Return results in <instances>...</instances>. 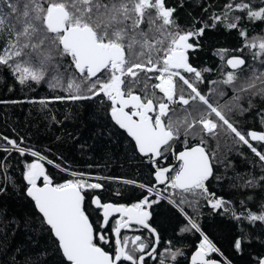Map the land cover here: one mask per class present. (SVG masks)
Returning <instances> with one entry per match:
<instances>
[{
    "label": "trees",
    "instance_id": "trees-1",
    "mask_svg": "<svg viewBox=\"0 0 264 264\" xmlns=\"http://www.w3.org/2000/svg\"><path fill=\"white\" fill-rule=\"evenodd\" d=\"M229 3L233 5L231 9L226 8ZM240 4L259 11L264 7V0H165L166 7L175 10L172 17L175 23L168 30L197 33L203 29L202 34L190 37L193 47L188 56L190 65L201 75L197 78L194 73H186L185 79L249 138L247 133L251 130L264 132V95L258 94L264 84L248 91L239 89L242 83L264 82V53L247 47L251 42L264 40V20L250 19L248 9L236 7ZM233 23L236 27L230 28L228 25ZM159 24L156 20L155 25H150L146 12L137 31H147L150 38L163 39L166 47L168 40L156 28ZM8 39L7 33H0V50L6 47ZM232 56L243 57L246 65L231 71L226 62ZM70 60V57H57L46 64L44 78L39 83L32 80L20 83L11 68L0 65V264H69L51 229L27 195V167L41 160L32 156V152L55 164L40 161L53 185L71 178L59 167L102 178L95 180L101 188L83 191V210L87 216L97 210L93 203L95 197L120 205L147 199L163 237L186 248L193 247L199 239L195 227L176 206L146 188H154L156 183L154 164L139 154L134 140L113 122L111 102L103 94L92 96L84 92L87 85H82L79 94L92 98L71 99L76 93L69 92L67 83L80 77L74 66H70ZM56 62L60 65L58 71L63 83L53 86L52 65ZM229 72L237 77L231 85L223 83ZM156 74L140 72L136 79L143 78L149 95L162 97L152 87ZM128 79L125 77V89ZM178 83V93L182 90L187 97L191 90L179 77ZM143 86L142 82L134 89V94L143 98ZM179 106L169 112L173 120L180 121L179 136L172 140L171 146L202 143L209 153L213 175L205 181L206 193L177 189L172 199L232 264H258L264 257V221L248 217L264 215L260 214L264 208V179H261L264 161L222 123L215 136L203 132L200 125L189 128L183 123L188 112H191L189 122L198 116L205 108L202 103L192 101L187 106ZM10 140L24 150L23 154L9 148L13 147ZM257 144L252 145L264 153V142ZM169 150L164 149L163 156ZM169 160L175 163L176 158L170 156ZM40 178L38 183L42 185L44 179ZM154 198L157 201H153ZM217 201L219 205L213 207ZM93 224L98 228L100 221L94 219ZM100 235L101 231L94 241L97 245H101ZM237 241L239 248L235 246ZM178 264L186 262L179 260Z\"/></svg>",
    "mask_w": 264,
    "mask_h": 264
},
{
    "label": "snow or ice",
    "instance_id": "snow-or-ice-1",
    "mask_svg": "<svg viewBox=\"0 0 264 264\" xmlns=\"http://www.w3.org/2000/svg\"><path fill=\"white\" fill-rule=\"evenodd\" d=\"M232 7L231 3L226 5L227 9ZM236 7L240 10L248 9L250 19L264 20V7L259 11H253L247 4ZM174 11L166 7L165 0H0V33H7L9 36L6 47L0 50V65L11 68L20 83L27 80L39 83L44 78L46 64L55 61L57 57H70V66H74L80 77L79 80L71 79L67 83L69 92L76 93L71 99H90L92 96L103 94L111 102V116L115 123L127 131L134 139L139 152L146 156H161L162 149H171L170 141L179 136L180 121L169 116L170 106H187L192 101H198L205 108L200 110L191 122L188 120L191 112H188L183 123L189 128L199 124L203 132L213 136L218 134L217 129L222 123L264 161V153L258 151L218 107L213 106L193 83L180 74L179 70L183 69L194 73L197 78L200 77L201 73L188 64L186 52L193 47L188 42L190 37L202 34L203 29L197 33L168 30L169 26L175 23L172 18ZM146 12L149 14L150 25H155L156 20L160 21L156 28L168 40L166 47L163 39L150 38L147 31H137ZM227 14L225 12V17ZM228 26L235 28L236 24ZM241 35L246 36V33L241 32ZM247 47L258 48L264 53V40L259 43L251 42ZM227 63L232 69H237L245 61L234 57ZM52 67V80L55 81L53 86L62 84L58 71L59 63L56 62ZM140 72L158 73L155 79L159 83L152 87L159 89L162 97L147 93V83L143 78L136 79ZM100 73H104V76H99ZM125 77L129 78L127 89L124 87ZM175 77H179L191 90L187 97L182 90L177 92ZM236 79L235 73L229 72L223 83L231 85ZM142 82L144 86L141 91L145 92L143 98L134 94V89ZM82 85H87L83 91L91 93L92 96L79 94ZM255 87L254 81L242 83L239 91H248ZM258 94L264 95V87L258 90ZM129 107L133 109L131 113L125 110ZM149 113H154V116ZM165 117L168 119L165 120ZM247 136L253 141L264 142V133L251 131ZM9 143L23 154L24 150L18 148L15 141L10 140ZM31 155L38 156V153L32 152ZM178 158L181 161L178 171L169 176L167 173L171 169H157L156 180L183 192L202 190L206 193L205 181L211 175L212 169L209 153L203 144L180 152ZM40 177L44 179L43 187L37 186ZM26 179L31 186L27 195L35 201L69 264H120L122 260L129 261L130 264H143V256H133L127 250V241L122 244L119 237L121 228L128 227L133 221L145 228L149 227L146 222L149 213L143 210L144 205L149 204L147 199L131 208L114 207L112 204H102L99 198L95 199L96 206L103 208L105 224L110 213H121L122 220L117 223L115 229L118 237L117 247L112 255L94 243L96 236L93 226L83 210L82 189H98L102 187L101 184H87L78 179L53 187L40 163L28 165ZM151 191L152 189H149V192ZM219 203L217 201L213 207H217ZM123 217H127V220ZM248 218L264 221V215H250ZM192 227L196 225L193 224ZM99 239L105 241L103 235H100ZM135 240H140V237H135ZM235 246L239 248L240 242L237 241ZM145 247L147 245L143 243L135 245L140 252H143ZM200 249L193 257V264H209L205 259L207 253L217 249L207 237L204 238Z\"/></svg>",
    "mask_w": 264,
    "mask_h": 264
},
{
    "label": "flooded vegetation",
    "instance_id": "flooded-vegetation-1",
    "mask_svg": "<svg viewBox=\"0 0 264 264\" xmlns=\"http://www.w3.org/2000/svg\"><path fill=\"white\" fill-rule=\"evenodd\" d=\"M188 42L192 44V42H190V39ZM189 51H190V49H188L186 52L187 58L189 56ZM188 63L190 65L189 60H188ZM179 71H180V74L182 76H184V74H186V73H189V72L184 71L183 69H180ZM156 75H158V73ZM175 78H176V80H178V77H175ZM155 81H156L155 84L159 83L158 80L155 79ZM176 88H177V92H178V89H179L178 81H176ZM157 90L159 92V89H157ZM160 94L163 96L162 93H160ZM178 108H180V106L178 104H173L170 106V110L171 109H178ZM151 115L154 116V113H151ZM166 118L167 117H165L164 119L166 120ZM251 131H255V130H251ZM256 132L264 133V132H260V131H256ZM249 140H250V143H253V142L263 143L260 141H253V140H251V137H249ZM171 142L172 141H170V144H171ZM191 147H193V146H184V147L176 148V146L173 145V146H171V149L169 150V152L167 154H165V156H163V150L164 149L162 150V156H161L160 160L153 162L151 160V158H146V159L148 160V162H152L154 164L155 171H157V169H161V168H165V167H172V172L169 174V176H172L173 173L175 172V170L178 171L179 167L181 166V163L178 162L177 159L175 160V163H172V161L169 160L170 156H173L172 154H174L175 158H176L177 154L180 151L185 150L187 148H191ZM169 153L171 155H169ZM155 180H156V178H155ZM161 188H163V187H161ZM153 189L156 191L158 188H153ZM152 194L168 201L167 198L164 197L163 195L160 196L159 194H156V192H153ZM96 198H99V197H95L93 199L94 204H95L94 201ZM150 199L151 198H149V200ZM100 201L102 204L111 203V202H104L101 199H100ZM153 201H157L156 198H154ZM140 203H142V201H140V202L137 201L135 203H130V204H126V205L124 204L123 206H125L126 208H131L133 205L140 204ZM112 204H114V203H112ZM171 204H173V203H171ZM116 205H120V204H116ZM176 208L180 211V213L192 225L195 224L191 220L189 215L184 210H181L177 205H176ZM143 210L147 211L149 213V217L147 218V221H146L147 224L149 225L148 228H145L142 225H139V224H136L135 222H132L129 224L128 227L121 228V230H120L119 239L121 240L122 244L125 240L127 241V244H128L127 250L130 251L131 254L135 257L143 256V258H144L143 264H178L179 260L180 261L185 260L186 264H193V257L196 256L195 253L201 250L200 249V243L202 240V234L201 233H203V235H205V236H207V235L195 224L196 225L195 230L199 236V239L196 240L197 242L195 241L196 243L193 247L191 246V247H187V248L185 247L184 248L183 246H180L179 244L173 242L172 240H169L168 238L163 237V235H162V233L158 227V224L154 218V213L152 210V206L150 204L144 205ZM260 214H264V208L260 212ZM88 217H89L90 222L93 225L94 235L97 237V234L100 233V231H101V235H103L105 238V241H107V242L99 241V244H101V245H98V246H100L103 250H105L109 254L114 255L115 251H116V247H117L116 240L118 239L115 236V229L117 227V223L122 220L121 214L118 216H112L109 219L108 223L105 224L104 223L103 208L97 207L96 211L92 210V212L90 214H88ZM94 219L97 222L100 221L98 228H96V226H94V224H93ZM123 219L127 220V217H123ZM96 229H99L100 231H98ZM137 236L140 237V240H135V237H137ZM94 241H96V238ZM140 243L147 245V247H145L143 252H140L137 248H135V245H139ZM172 245H173V247H172ZM153 249H154V251H152ZM173 253H175V254H173ZM205 259H207L208 261H212V262H214V261L218 262L217 264H228L225 262V260L220 259L218 257H208L206 255ZM124 263H130V262L129 261H123V260L120 262V264H124Z\"/></svg>",
    "mask_w": 264,
    "mask_h": 264
},
{
    "label": "rangeland",
    "instance_id": "rangeland-1",
    "mask_svg": "<svg viewBox=\"0 0 264 264\" xmlns=\"http://www.w3.org/2000/svg\"><path fill=\"white\" fill-rule=\"evenodd\" d=\"M255 43H259V42H255ZM178 81V80H177ZM255 84H256V87L254 88V89H257V87H259L261 84H264V82L263 81H258V83L257 82H255ZM253 89V88H252ZM227 118L229 117V116H226ZM230 121V120H229ZM232 123V122H231ZM233 124V123H232ZM197 125H199V124H197ZM249 139V138H248ZM249 142H250V140H249ZM253 145H255V146H257L258 144H257V142H253L252 143ZM9 148H13V147H9ZM173 156H175L174 154H172ZM38 159H41V157L43 158V159H41L40 161H46L47 162V160H49V159H47L46 157H44L43 155H40L39 153H38V156H36ZM40 161H36L35 163H41ZM56 166H58L59 167V165H57L56 164ZM59 168H61L62 169V171H64V172H66L67 174H69L70 176H71V178H70V180H67V181H65V182H63V183H61V184H64V183H67V182H69V181H75V180H78V179H82V180H84L87 184H94V183H97L95 180L96 179H102V178H100V177H96V176H90V175H83V174H79V173H76L77 175H73V173H75V172H71V171H69V170H67V169H65V168H62V167H59ZM39 179H41V178H39ZM39 179H38V181H39ZM43 182H44V180H43ZM61 184H59V185H61ZM147 189L148 188H150V187H146ZM93 188H84V189H82L83 191H88V190H92ZM99 189V188H98ZM177 192V189H172L171 187H169V186H167V185H165V186H163V188H161L160 187V190H158L157 192H156V194H159L160 196H164V197H166L167 198V200H168V202H170V203H173L174 204V206H176L177 204L173 201V199H172V196L175 194ZM178 206V205H177ZM179 207V206H178ZM181 210H183L181 207H179Z\"/></svg>",
    "mask_w": 264,
    "mask_h": 264
},
{
    "label": "water",
    "instance_id": "water-1",
    "mask_svg": "<svg viewBox=\"0 0 264 264\" xmlns=\"http://www.w3.org/2000/svg\"><path fill=\"white\" fill-rule=\"evenodd\" d=\"M234 57H239V58H242V59H244L243 57H241V56H232V57H230V58H228L227 59V61L229 60V59H232V58H234ZM244 61H245V59H244ZM189 64V63H188ZM226 64H227V66H228V68L230 69V70H232V71H238V70H240V69H242L245 65H246V61H245V63L243 64V65H241L239 68H237V69H232L231 68V66L230 65H228V63L226 62ZM102 73H100V74H98L99 76L101 75ZM95 79V78H94ZM137 95H139V94H137ZM141 96V95H140ZM126 111H128V112H130L131 113V111H133V109H131L130 107L129 108H127V109H125ZM149 115H151V113H149ZM134 119H138V117H133ZM112 120H113V122L115 123V121H114V119L112 118ZM116 124V123H115ZM117 125V124H116ZM118 127H119V125H117ZM120 128V127H119ZM121 130H123V131H125L126 133H127V131L125 130V129H122V128H120ZM128 134V133H127ZM129 135V134H128ZM130 136V135H129ZM131 137V136H130ZM132 138V137H131ZM133 139V138H132ZM134 140V139H133ZM135 142V141H134ZM195 146H200V145H195ZM195 146H193V147H195ZM137 147V146H136ZM137 149H138V147H137ZM188 149H190V148H187V149H185V150H182V151H180V152H183V151H186V150H188ZM163 150V149H162ZM138 152H139V149H138ZM179 152V153H180ZM179 153L177 154V156H176V159H177V161L178 162H180L181 163V161L179 160ZM139 154L142 156V157H144V158H151V160L153 161V162H156V161H158V160H160V158H161V156H159V157H151V156H146V155H144V154H142V153H140L139 152ZM210 157V156H209ZM210 165H211V169H212V173H211V175L209 176V178H211L212 177V175H213V167H212V163H211V159H210ZM165 168H167V169H171V171H169L168 173H167V175H169L171 172H172V167H165ZM165 168H161V169H165ZM156 174V173H155ZM208 178V179H209ZM37 186L38 187H43L44 186V184H42V185H40L39 183H38V180H37ZM52 186L53 187H56V185H53L52 184ZM163 186H165V184H160L157 180H156V183H155V185H154V188H159V187H163ZM31 186L29 185V188H30ZM82 195H83V191H82ZM28 197H30V196H28ZM31 198V197H30ZM32 199V198H31ZM32 201L35 203V201L32 199ZM109 204H112V203H109ZM114 207H125V206H123V205H116V204H112ZM37 208V207H36ZM126 208V207H125ZM37 210H38V208H37ZM38 212H39V210H38ZM40 213V212H39ZM121 213H119V212H112V213H110V215H109V217H108V221H109V219L112 217V216H118V215H120ZM40 215L43 217V215H42V213H40ZM44 218V217H43ZM46 222V221H45ZM89 222H90V220H89ZM134 222V221H133ZM91 223V222H90ZM108 223V222H107ZM47 224V223H46ZM92 224V223H91ZM93 226V225H92ZM48 227L50 228V226L48 225ZM93 231H94V228H93ZM53 233V232H52ZM53 235H54V233H53ZM115 236H116V233H115ZM55 237V236H54ZM56 238V237H55ZM116 238H118L117 236H116ZM95 240V239H94ZM61 252H62V250H61ZM197 253V252H196ZM195 253V254H196ZM65 258V257H64ZM66 259V258H65ZM67 261V260H66ZM68 262V261H67ZM69 263V262H68ZM218 262H215L214 261V264H217ZM209 264H213V262L212 261H209ZM259 264H264V257L260 260V262H259Z\"/></svg>",
    "mask_w": 264,
    "mask_h": 264
},
{
    "label": "built area",
    "instance_id": "built-area-1",
    "mask_svg": "<svg viewBox=\"0 0 264 264\" xmlns=\"http://www.w3.org/2000/svg\"><path fill=\"white\" fill-rule=\"evenodd\" d=\"M175 79V82L177 81L176 80V78H174ZM159 82V81H158ZM53 165H55V164H53ZM62 170V169H61ZM152 191L153 192H156L155 190H153L152 189ZM202 234V240H201V243H200V245L201 244H203L204 243V238L205 237H207V236H205V235H203V233H201ZM207 239H208V241H210L211 242V244L215 247V249H217V251H212V252H209V253H207V256L208 257H213V256H220V257H222L223 259H225V257L223 256V254L221 253V251L218 249V247L207 237ZM226 260V259H225Z\"/></svg>",
    "mask_w": 264,
    "mask_h": 264
},
{
    "label": "bare ground",
    "instance_id": "bare-ground-1",
    "mask_svg": "<svg viewBox=\"0 0 264 264\" xmlns=\"http://www.w3.org/2000/svg\"><path fill=\"white\" fill-rule=\"evenodd\" d=\"M154 29V28H153ZM151 31L153 32V30L151 29ZM159 36V35H158ZM162 37H164V36H162ZM156 38V37H155ZM229 52V51H228ZM254 68V67H253ZM223 76V75H222ZM227 78V77H226ZM220 80H222L221 78H220ZM113 183V182H112ZM112 199V198H111ZM114 199V198H113ZM121 203H123V202H121ZM123 205V204H122ZM126 205V204H125ZM182 231V230H181ZM179 242V241H178ZM170 245V244H169ZM180 245V244H179ZM166 246V245H165ZM181 246V245H180ZM172 247H173V245H172ZM184 247V246H183ZM185 248V247H184ZM182 249V248H181ZM173 254H175V253H173ZM180 254V253H179ZM262 259V258H261ZM260 259V260H261ZM260 262V261H259ZM259 264V263H258Z\"/></svg>",
    "mask_w": 264,
    "mask_h": 264
}]
</instances>
